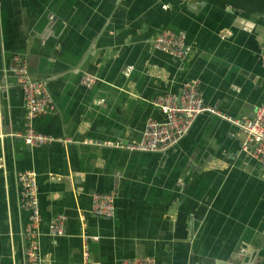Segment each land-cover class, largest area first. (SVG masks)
<instances>
[{
	"label": "crops",
	"instance_id": "obj_1",
	"mask_svg": "<svg viewBox=\"0 0 264 264\" xmlns=\"http://www.w3.org/2000/svg\"><path fill=\"white\" fill-rule=\"evenodd\" d=\"M259 0H0V264H25L30 213L19 174L33 172L41 264H98L140 257L155 264L264 261V168L242 150L245 134L208 114L164 152L139 141L153 102L197 82L206 106L250 119L264 103V13ZM184 33L179 61L153 48L162 31ZM13 56L52 101L26 118L24 92L8 72ZM94 79L90 86L82 78ZM32 130L57 139L27 146ZM93 194H113L115 213H92ZM65 218L53 236L50 222Z\"/></svg>",
	"mask_w": 264,
	"mask_h": 264
},
{
	"label": "built area",
	"instance_id": "obj_2",
	"mask_svg": "<svg viewBox=\"0 0 264 264\" xmlns=\"http://www.w3.org/2000/svg\"><path fill=\"white\" fill-rule=\"evenodd\" d=\"M153 48L159 52L169 54L179 61H185L191 54V48L186 44L184 33H175L170 30L162 31L153 40ZM264 65V44L259 55ZM8 72L18 80L24 92V109L28 121L47 114L52 108V101L48 91L40 82H33L29 78L27 64L20 56H13L8 67ZM94 79L89 76L82 78V84L90 87ZM153 104L165 115V122L158 123L148 120L145 124L142 137L139 141L126 144H114L115 148L129 152L157 153L164 152L175 146L185 134L188 133L196 117L201 114L215 116L241 130L245 136L242 150L254 161L264 168V103L258 107L250 119H236L217 112L206 106L203 102L197 82L186 83L179 96L166 94L154 100ZM27 146H42L53 142L67 144L71 138L57 139L51 136L38 134L28 130L19 136ZM21 185V204L30 213L29 223L24 231V236L29 240L25 250V264H41L37 253L35 229L41 222L39 203L37 197V180L33 172L19 174ZM115 196L113 194H93L91 211L93 214L112 218ZM65 218L56 216L50 222V232L53 236H61L64 232ZM82 264H98L91 260L88 251L83 250ZM122 264H155L151 258L140 257L127 260Z\"/></svg>",
	"mask_w": 264,
	"mask_h": 264
},
{
	"label": "trees",
	"instance_id": "obj_3",
	"mask_svg": "<svg viewBox=\"0 0 264 264\" xmlns=\"http://www.w3.org/2000/svg\"><path fill=\"white\" fill-rule=\"evenodd\" d=\"M260 4L259 5H255V7L252 8H243V9H248L251 11H258L260 13H264V0H259Z\"/></svg>",
	"mask_w": 264,
	"mask_h": 264
},
{
	"label": "water",
	"instance_id": "obj_4",
	"mask_svg": "<svg viewBox=\"0 0 264 264\" xmlns=\"http://www.w3.org/2000/svg\"><path fill=\"white\" fill-rule=\"evenodd\" d=\"M243 264H264V261H260V260H258V261H252V262H250V263H243Z\"/></svg>",
	"mask_w": 264,
	"mask_h": 264
}]
</instances>
